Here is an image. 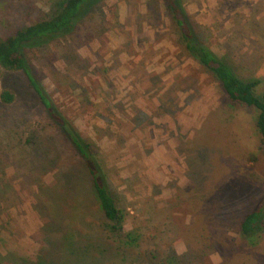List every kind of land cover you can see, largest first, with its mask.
I'll list each match as a JSON object with an SVG mask.
<instances>
[{"label": "rangeland", "instance_id": "374dc122", "mask_svg": "<svg viewBox=\"0 0 264 264\" xmlns=\"http://www.w3.org/2000/svg\"><path fill=\"white\" fill-rule=\"evenodd\" d=\"M58 1L0 0V38ZM185 6L197 37L263 94L264 0ZM24 57L101 158L124 233L140 238L129 248L109 234L84 161L26 76L0 68V93L13 96L0 100L1 264H264V233L249 246L238 229L264 196L256 112L230 106L183 53L161 0H99L71 36ZM66 237L97 261L71 262Z\"/></svg>", "mask_w": 264, "mask_h": 264}, {"label": "trees", "instance_id": "16d2710c", "mask_svg": "<svg viewBox=\"0 0 264 264\" xmlns=\"http://www.w3.org/2000/svg\"><path fill=\"white\" fill-rule=\"evenodd\" d=\"M99 0H59L56 8L37 21L15 30L11 35L0 38V68L7 71H21L28 81L29 87L38 97L47 115L55 121L65 134L68 142L84 161L89 175L98 208L105 221L109 234L118 237L122 235L124 246L136 248L140 235L136 231L124 233L125 216L116 206L115 200L108 189L107 177L102 169V160L97 153L91 151L92 145L83 140L68 121L52 104L48 94L30 72L24 57L26 49L43 48L55 39L71 36L76 25L83 19L90 8ZM164 9L177 30L180 45L185 55L193 59L206 73L219 84L220 90L230 106H243L256 112L255 130L260 137V151L264 156V93L257 94L262 81L259 78H241L234 70L228 55L218 56L206 42L197 37L192 28L185 0H161ZM0 100L10 103L13 96L8 91L0 93ZM239 233L249 246H256L264 233V196L256 208L246 214L238 226ZM65 253L71 262L82 263L96 257H90L89 246L81 248V244L64 238ZM105 250L100 251V255ZM174 255V254H173ZM168 257L167 263L173 264V257ZM16 263L20 259L15 258ZM68 260V259H67ZM2 258L0 257V264Z\"/></svg>", "mask_w": 264, "mask_h": 264}]
</instances>
